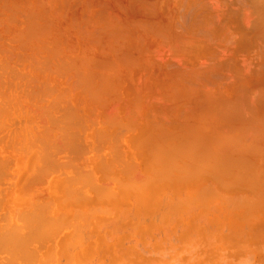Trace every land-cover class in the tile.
Masks as SVG:
<instances>
[{
  "label": "bare ground",
  "instance_id": "1",
  "mask_svg": "<svg viewBox=\"0 0 264 264\" xmlns=\"http://www.w3.org/2000/svg\"><path fill=\"white\" fill-rule=\"evenodd\" d=\"M28 1H26V2H28ZM48 1L51 2V3L48 2L49 5L52 3H56V2H57L56 5H59V1H64L63 3L65 5L70 4V6H68L67 8H71V7L77 8V6L80 5L81 11L83 9H85L82 11L84 13L80 16V19L76 18L77 19L76 21L74 19V21L70 25H73L76 27L78 26V28H81L82 31H80L79 29L77 31L85 33L86 37L88 38V43H89V41H90V43L96 42L99 34H101V33L104 34L103 32H105V29L102 28V30H101V28H100V30H98V31L99 32L101 31V32L99 33L96 31L97 27H103L107 24H109L108 27H110V25H111V28H108V29L105 26L107 29L106 32H108L106 34L107 37L105 38V40L107 41L108 37L109 38L112 37L113 39L111 38V40H109L108 43L104 42V44H107V45L101 47L100 48L101 52L99 51V53L102 54L106 50H109L111 52V50H113L112 49V45H113L112 40L114 42H116L117 47L122 44V46H120V48H119L120 50H121V47L124 46L123 43H121L120 45L118 44L120 42V41L118 42V40L119 39L121 40L123 38V37L121 38L120 36H119L120 38L117 37V35L121 34V33L117 34V32H119L118 30H120L119 27H121V25L118 22L115 24V17L112 15V13H114V12H112L111 8H107L108 5L107 6L104 5L103 7L100 6V3L102 1H98L99 2L98 4L95 3L96 2L95 0H68L69 2L67 0H48ZM107 1L109 4L111 0L110 1L107 0ZM164 1L165 2L161 3V4H166V1H167L168 7L165 6L164 8L165 9L168 8V11H169L170 6H173L171 8L172 11L177 9L176 11L178 13L179 22L175 21L176 17H173L174 19H172V17H170V16L166 17V15H168V14H166L164 16V17H166V19L167 18L169 19V17H170V20L172 19L171 21H175L177 23L176 26H175V23L172 24V26L174 25L175 27H177V28H175V30H174V28L173 29H167L168 27L166 29H162L166 26L164 25V27L162 26V28H161V26H159L160 21L158 22V19L156 17H153V18L150 17L151 19L150 18L146 19L148 17H146V18L144 17V16H148V15L153 16V14H156V13L159 14L158 13L159 9L157 10L156 7L159 6L160 2H163V0H135V3L139 2V4L136 5L137 9H139V13L136 11L135 5H133L134 1H133V4H131V5H130V3H132L131 0L130 1L127 0V2L129 3V4L127 3L128 5L122 4L121 1H119V2L125 8L124 9L121 6L122 12H123V10H126L127 9L126 7L129 5L130 6L128 7L129 8L128 10L132 11V9L135 8L134 9L135 13L130 18H133V17L136 18L137 15H138V17H139V15H143V16H141L142 18H140V17H139V19L137 18L139 21L136 20V21H138L137 22L138 24L136 23V25H138V29L140 31V32H137V33H139L138 37L140 39L144 38L148 34V33L146 34V31H149V32L151 31L150 33H152L154 31L158 37H159V35H160V37H162L161 38L162 42L160 41V43H161V45L165 46L164 48H166V49H164V50H166V52H167L168 51L167 48L169 49V46L168 47L166 46L168 44V41L165 40L166 38L171 40L169 42H172V43H174L173 37L175 38V40L178 39L177 41L181 40L184 43L185 39L183 38V40L182 39L179 40V38L182 37V36L180 37L179 35L183 34L184 36H186L185 33L190 32L191 33V35H190L191 41L189 40L188 42H191L193 46L200 48V50L206 49L205 53L210 51V54H208V56H206L205 53L202 54L204 52V50L202 51V53L199 52L200 54L196 53L198 55V57H200V55L202 56V60L205 58L203 61H201V63L196 65L197 67H195V69L197 71H190V70H193L194 68L188 69L186 67L187 65L186 66L183 65L186 62L182 63L183 62L182 60L185 61V59H181L180 61H182V62L179 61V63H180L179 65H176V63L175 64L173 63L174 65L178 66V67H175L174 70H173L174 66L172 64H170L173 66V67H171L172 71L170 70V72H168V73H165V71H164V73L167 74V75H165L163 73L164 76L169 78V81L167 80L168 78L161 81L165 85H166V83H164V82L165 81L167 82L168 87L166 89V86H165L166 90H168V88L174 84H177L179 87L181 84L184 85L182 83L183 81H185V83L187 82V85L188 84L191 85V83H193V85H194V83H198V85H200L201 88L203 87L202 89L199 88L200 91L198 89H195V86H193V88H191L192 90L194 89L193 93H194V91L198 90V93L201 95L200 101L203 102V105L198 104V102H197L198 105H194V106L191 105V106H193V107H191L188 105L186 106V104L183 103L186 107L184 109H182V107H181L180 108L181 110L179 109L180 112H178V114H177V112H175L177 114V119H179L181 121L182 127L184 124H185V127H187V129L182 128L183 131H185V132H182L180 134V135L183 134V136L185 137V140L183 138L184 141L181 139L178 141V143L176 142L175 145L172 144L174 147L171 145L172 142H169L170 146L168 144V146L166 147L167 150H165L166 148H163V147L160 150H159V148L157 149L156 148L157 145L161 148V144L159 145L158 141H157L158 144L156 142H155V144H152V145L150 142H149L150 144L148 143V145L151 146V148L153 145L156 146L155 148L158 150V151H156V152H158L157 153L158 156H157V158L154 157V159L156 162L159 161V163H158L159 165L161 163V165L159 166L160 168H158V169L157 168H151V167L150 168H151V170L154 169L155 173H153V174H155V177L157 176V179H156L157 181L160 180V176L163 177L165 175L164 178L166 179L167 175H169V174L173 175L174 174L173 171L179 172L180 175H178V174L177 175L179 176L180 181L181 180L183 181L185 179V177L186 178L189 177V175L187 176L188 172H190V177L187 179L188 181L192 177L191 175H197V174H199V172H203L206 174V176L208 175V177L211 178L212 182L217 183V184L221 183V184H218V186L216 184H214L217 187H219V185H222L223 182H225V184L222 185L221 187L224 186V188L229 186V185L227 186V184H229V182H230V185H232V186L234 184L237 186L243 185L242 188L244 190V193H242V194H244L245 197L242 198L244 201V202L243 201L242 202H243L244 208H245V214H246L245 219H246V229H247L246 230V236H245L246 237V242H245L246 244L244 245L246 247V249H245V261L246 262L245 261L244 262H245V264H264V5H263V0H164ZM1 2L2 3H0L1 4L0 9H1V6L4 5L3 7L6 10L5 16H7V18L10 20L9 21L6 17H4L7 20V24L12 21L13 17L14 18L16 17L17 19H20V20H17L15 18V19H13V21H16V20L20 21L23 23V25L18 30L17 29L15 30L13 28L9 29V31L12 29L14 30V31L12 30L13 32L11 31L12 34H11V32H8L9 34L12 35L9 38L7 37L9 39V40L7 39V41H10V42L5 44L4 41H6V40H3V39H6V38L4 37L5 36L4 35L2 38V41L4 42L5 45H0V128L5 127L6 128L5 133L7 130H10V131L13 130L15 132L17 127L20 129L21 132L19 130L18 131L21 133V138H20L18 131H16V133H14L13 135H12V131H11V134L9 131L8 135H12V136L15 135V138L13 139V146L15 147V144H18V142H19L20 145L18 144L19 145L18 148L21 149L22 152L25 151V153H27V151H29L30 148L34 149V151L32 150L34 152L33 157L36 156V158L38 159V162L40 164V166L37 165V166H39V167H37L36 162L32 159L35 162V163H33V164H35L34 172H36L37 170L38 171L40 170V172L38 174L37 173L38 171H37L34 175H32V174L31 175L32 176H35L36 174L39 175L38 179L41 180V178H42V181H41L42 183L44 182L45 176L48 175L45 171H47V172L52 171V173H53L54 172L53 170L56 169L57 167H59L61 169V167H64L65 165H68V164L71 166L73 165V161H70L71 164L69 162H68V164L65 162V161H67L66 160L68 158L67 156H69L71 158L74 156V158H76V160L79 161L78 156L81 157L80 154H83V152L85 151V146H86L82 143V140L80 139V137L82 138L83 134L87 133L92 138V140L94 138L96 145L94 144L93 146H95V147H92L91 149H88V150L86 149V151H88V152L92 151L94 153V155L99 156V158L101 156L103 157V158L102 157L100 158V159H102L101 161L98 158L99 162H101V164L99 166L98 165L97 166L99 169H101L102 175L106 178L104 167H105V169L109 170L112 167H114V165H113V163L112 164L111 163H108V164L104 163V161H103L104 156L101 154V152L104 150V149L102 150L103 145L105 143L111 144L110 148L112 147V149H111L112 151L109 150V152L113 153L114 152L113 148H114L117 150L118 153L115 151V153H113L112 155L114 156V154L115 155L119 154V156H120L121 153H119L120 151L118 150L119 149L118 147L120 146L119 140L121 139V137L123 135L122 130L123 129H125L124 131H128L129 129L133 130L132 127L135 125V122L140 119L139 117L143 116V118H144V115H145L144 113H145V111H147V107L145 109L143 108V107H145V105L143 104V100L140 99V97L136 98L137 96L140 95V94H138V92L139 91L142 92L143 90H141L140 87L137 90L135 88L134 89L132 88L133 91L135 90V92L137 94L133 100V104H135V105H134V107H132V106H130L131 105L130 103L126 104V106L123 108L124 110L122 109L123 112H122V118H121L117 114V110H116L117 107L115 106V103L117 101H119L118 97H117V95L119 96V93L116 94V92H118V91H116L111 86V84H110L111 82L109 83L107 81L108 78L106 75V69H110V68L113 69V67L115 65L114 63L117 64L119 58H117V61L113 60V59L107 57L109 54L106 55V53H105L104 56L100 55V57H98L99 59L95 56L97 60L94 61V57H92L90 55L88 56V54H85L88 57L85 56L83 58V56H80L79 59L78 58L76 59V56L66 55V57H67V61H66L63 59V55L61 56L62 58H60L59 56H55V55H58V53H57V51H59L58 49L60 48V50H61V47L58 44L59 40L56 43V40L53 39L52 41H54L55 43L54 42L51 43V42H47V41L45 42L44 41L45 39L44 40L42 39V34H43L42 30H44V29H41V27L43 25L49 24V22L44 15H43V17H45L46 19L45 18L44 19L47 21H44L43 19H41V18H43L42 14H44L43 11H45V9L41 8V9H39L40 11L34 9L35 6H38L37 5L38 0H32L31 4H30L31 6H29V5L26 6L28 3L25 4V3H20L18 1H13V0H12V2H11V0H9V1L1 0ZM41 2H42V0H39L40 4L39 3L38 4L42 6ZM120 4H117L114 7H116V8L119 7V9H120ZM81 7H82V9H81ZM162 8H163V5H162ZM52 10H53V8H52ZM57 10H60V9H57ZM57 10L55 12H57ZM37 11H39L40 13H38ZM65 11H64V15H65ZM90 11H93V14ZM131 11H129V12L131 13ZM164 11H167V10H164ZM164 11L162 13L163 15L165 14ZM176 11H174V12H176ZM55 12H53V13H55ZM86 12H87V15L89 16V18L87 15H85L87 18H83V17H85L84 14ZM1 13L2 12L0 10V14ZM62 13H61V16H64V15H62ZM2 14H4V13H2ZM39 14H40V16H39ZM176 14H175V16H177ZM91 15L94 17L92 18ZM117 15L118 14H116V16ZM38 17L39 18L41 17L40 20H42L40 22V24L38 23V21H39ZM119 18L118 19L116 18V19L119 21V20H121V18L120 19ZM154 18H156L155 19L156 21H153ZM0 19H1V17H0ZM122 19H123V21L121 20L122 21L121 24H123V26H125V27H122L123 30H124V28L126 29L127 26H128L127 27V29H128L130 24H126V23L124 24L125 20H124V18H122ZM166 19H165V21H163L164 24H166L165 23ZM170 20L167 23L171 22ZM161 21H162V19H161ZM0 22H2L1 24L4 25L3 28L6 29V27H7L6 30L2 29V32H7L8 27H10V26H6L2 20H0ZM20 22H17V23L19 24ZM129 22H130V19H129ZM17 23H16V25H17ZM130 23H132V21ZM1 24H0V26H1ZM40 25H42V26H40ZM65 25H67V24H65ZM90 25L95 26V28H94L95 30H93V31L97 32L98 36L97 35H96V37L94 36V33L92 32L93 27L91 28ZM112 25H113V27H112ZM114 25L119 26L118 29H116L117 32L116 31L114 32V34L115 33L117 34V35L115 34L116 35L115 38L117 37V39H115L114 36L110 37V35H108V34L112 33V31H111L112 29L114 30L115 28H117V27L114 28ZM136 25H133V23H132L131 26H136ZM167 25L169 27H172V26H170V23ZM45 27L46 26H43L42 28H45ZM89 28H91V30ZM57 29L53 33H55L56 31L59 33V31ZM73 29H74V27H73ZM108 30H110V32ZM131 30L133 31V34H134L135 33L134 29L132 28ZM45 31H46V33H49V30H48V32H47V30H45ZM72 31H74V30H72ZM120 31L122 32V29ZM128 31H129V29L126 30L125 33L126 32L128 33ZM143 32H145V33H143ZM183 32H185V33H183ZM58 33H57V35H58ZM125 33L121 34L122 36H124V38L126 37L124 35ZM85 35L84 36L81 35V36L85 37ZM151 35H150L151 38H149V39H152L153 35L152 36ZM90 36H93L92 38L94 39V41ZM154 36H155V34H154ZM239 37L244 39V40H242L243 43H244V41L246 43H244V44L237 43V41L239 40ZM10 38H11V40H10ZM85 38H83V39H85ZM134 38L136 39L135 35H134ZM155 38H156V36H155ZM99 39H100V36H99L98 40ZM140 39H139V43H140ZM153 39H152V41H153ZM64 40L61 39L62 44H64ZM124 40H126V38L123 39L122 42ZM177 41H175V42H177ZM97 42L99 44V41H97ZM158 42H159V40H157V43ZM142 44H144V41ZM155 44H156V42H155ZM73 45H75V44H73ZM157 45H159V43ZM157 45H156V48L161 46V45H159V46H157ZM171 45H173V44H171ZM65 46L66 45L64 44V47ZM116 46L114 44V47H115L114 49L117 51L118 48ZM138 47H140V46H138ZM207 47H208L209 51L207 50ZM66 48H70V47L66 46L65 49ZM102 48H104L106 50H104ZM156 48H155V50L157 51L158 48L157 49ZM175 48L176 47H174V49ZM177 48H176V50H177ZM136 49H135V52L132 51V54H134V53L139 54L140 53V52L139 53L136 52ZM181 49H182L183 53H186V54L190 53V52L188 53V51L185 52L184 47H180V49H179L180 52H181ZM153 50H154V48H153ZM164 50H162V51H164ZM142 51H144V50L142 49ZM250 51L253 53V56H251V57L252 58L254 57L253 58V61L255 60L254 63L251 62V59H250L251 57L248 58L250 55L249 53H251ZM148 52H149V50H148ZM148 52L146 51V55ZM151 52H153V51H151ZM159 52L164 55V52H161V51H159ZM121 53H118V54H121ZM123 53H125V52H123ZM175 53H177V52H175ZM247 53L249 54L248 57L246 55ZM143 54H145V53H143ZM156 54H159V53H156ZM139 55H142V54H139ZM170 55L168 57H170ZM181 55L186 56L185 54H181ZM190 55L191 54L188 55L189 58H190ZM203 55H205L206 57L203 58ZM11 56L15 57L14 61H16L17 59L20 60V64H17L16 67L21 65V64L23 65L22 69H27L26 67H28V68L30 67L29 69H31V70L33 69L32 70L33 73L36 71V75H33L31 72V75L28 74L29 75L28 76L24 70H18V71L16 70V72H15V66H14L15 62L13 63V65L10 63L12 61L9 62ZM125 56L126 57H130V56L133 57V55H130V54L125 55ZM148 56H151V54L148 53ZM148 56H146L147 57L146 60L143 59L144 61L142 59H141L142 61L138 60V59L136 60V57H133L136 64H133V63H135L133 61V59L131 60V61H133L132 64L134 66L137 65L139 67V64H137V62L141 61V63L144 64L145 61L149 60ZM174 56H177V55L174 54V55H172L171 58L173 59ZM69 57L71 58L70 60H72V62L69 60ZM126 57H123V60H125ZM156 57L158 58V55ZM160 57H162V56H159V58ZM177 57H180V55ZM193 57L194 56L192 55V57L190 59H192ZM120 58H121V55H120ZM151 58H153V60ZM151 58L150 59L154 62L153 55ZM164 58H165V56H164ZM180 58H183V57H180ZM73 59L75 61H73ZM130 59L131 58H129V60ZM179 59H176V60L178 61ZM249 59H250V61H249ZM121 60H122V58H121ZM121 60L119 59V62ZM127 61H128V58H127ZM157 61H159V60H157ZM162 61H164V59ZM162 61L160 60V62H157V63L160 64L159 66H161L162 68H165L164 66L168 65L171 60L168 59V61H165V65H163L164 62H162ZM186 61H187V59H186ZM196 61L194 60L195 63H196ZM153 62H151V63H153ZM172 62H174V61H172ZM199 62H200V60H199ZM149 63H150V61H149ZM166 63H168V64H166ZM189 63H190V61H189ZM192 63H193V61H192ZM195 63H193L192 65L195 66ZM120 64L122 65V63H120ZM151 66L149 64L148 68ZM143 67L144 66H142V68ZM145 67H146V65H145ZM152 67H151V70H152ZM188 67L189 68L191 67L190 64ZM29 69H28V71H29ZM136 69H138V68H136ZM144 69L145 68H143L141 70H144ZM166 69H168V68H166ZM90 70L92 72H90ZM147 70L151 71L149 68V69H146L145 72H147ZM127 71H128V68H127ZM159 71H160V69H159ZM145 72H144V74H145ZM148 72L146 74H148ZM152 72L154 74V71H152ZM136 73H138L137 75H139L141 72L138 71ZM142 73H143V71H142ZM146 74L143 76V78H145ZM160 74L161 73L159 72L158 75H160ZM53 75H55V76L57 75L58 78L62 77L61 79L65 80V84H67L66 81L70 78L71 79L70 89L68 88L69 85H67L68 89H65L66 86L64 87V89H59L58 87H56L58 85L56 83L54 84V79L57 81L58 78L57 77L55 78ZM142 75L140 74L138 76V78ZM63 76H65L66 78H64ZM95 76H96V79H95ZM154 76H156V78H157V75H154ZM143 78L141 77L140 79H142V81H143ZM170 79H173L174 82H172L173 80L170 81ZM224 80L226 81V83L229 82L228 80H235L233 82L230 81L231 84L228 83V84H230L231 88H232V86L236 87V88H234L235 91L233 93L231 92L233 90L228 91V93L231 92L230 94H228V93H226V91L224 89H220L223 87V84H225L224 86H226V83L223 82ZM158 82L160 83V81H158ZM170 82H171V84H170ZM179 82H180V84H179ZM189 82H191V83H189ZM141 83L142 82L140 81L139 84H141ZM148 83H149V81H148ZM68 84H69V82H68ZM130 84H131V82H130ZM142 84L144 86L146 83H142ZM146 85H148V84H146ZM187 85L185 87H189ZM198 85H197V87H198ZM135 87H137V86H135ZM145 87H147V86H145ZM172 87L175 88V85ZM215 87L219 90L220 93H217L216 91H214V94H211L210 89L211 88L213 89ZM62 88H63V86H62ZM159 88H160V86L156 89V91L159 90V93H158V91H157V93L154 92V93H156V95L158 94L156 98L161 99V97H162V100L164 98L167 99V97H165V96H167L165 90L161 91V89H159ZM174 88H172V90ZM181 88H177V89H179V91H177V92H180ZM227 88L225 87V89H227ZM76 89H78V90H76ZM182 89H183V91L185 90L184 87ZM191 89L186 88L185 91L190 90L188 92L191 93V91H192ZM74 90L78 91V93H79V91L82 92L83 98L84 97L87 98L86 99L87 102L90 101L93 103V105L88 106V107H84V110H80L76 107V105L79 104V102H76V104L74 103V105L71 106L72 104L69 103V100H70L69 98L71 96H75V94H73ZM150 90H151V87H150ZM113 91H116V92H113ZM160 91H161V93H160ZM163 92L165 93V95ZM177 92H173V93L176 94ZM190 93H188V95ZM115 94H116V96H115ZM159 94L160 95L163 94L164 96H160ZM177 94H179V93H177ZM180 94H181V96L184 94L186 96H188L186 94V92L184 94L180 92ZM148 95L150 97L152 96V99H153V96H155V94L150 95V93ZM169 95H168V97H169ZM172 97H173V95H172ZM67 99H68V101H67ZM79 99L81 100V98H78L77 100H79ZM170 99H172V98H170ZM175 99H176L175 103H177L179 100L177 101V97ZM147 100H149V99H147ZM184 100H186V98ZM65 101H67V103ZM84 101H85V99H84ZM181 101H182V99H180V102ZM82 102H83V100H82ZM68 103L70 105H68ZM124 103L125 102L123 101V106L125 105ZM85 104H86V101H85ZM181 104H179V105H181ZM188 104H190V103L188 102ZM87 105H89V103ZM179 105H178V107H179ZM184 105H183V107H184ZM112 106H113V108H112ZM98 107L101 109V111H98V113H97ZM160 107L163 108L161 111H163L166 108V106H165V108H164V106H160ZM169 107L167 106V109ZM172 107H173V105H172ZM148 110H149V107H148ZM151 110L154 114L152 113L153 114L152 116H151V114L149 116H146L148 118L147 120H150L149 124L151 122L153 124L152 127L149 125L150 129L151 128L153 129V127L158 128V125H159V129L162 126L163 127L162 129L165 130L164 122L169 121V119H168L169 116L166 115L167 110H164V113H162V114H161V111H159L161 115L160 114H158V115H160V116H158V115L156 116L155 114H157V113H155L152 108H151ZM165 111H166V113H165ZM192 111L195 113L197 112V114L199 112L202 115V117L208 122V125H210V127H211L210 135H204L203 133H196L195 134V132H194L195 130H192V128H191L193 123L191 122L192 123L191 126L188 123L189 117L190 116L192 117L195 114V113L193 114ZM99 112H100L101 116H100ZM147 112H149V111H147ZM169 112L174 113V111H171V110ZM149 113H146V115H148ZM169 114H171V113H169ZM10 115L15 116V117L17 115H19L20 118H21V116L26 117V118H28L29 122L26 121V124H25V122H23V120H22V122H23L22 123L21 119H20L19 125L21 127H19L17 125H16L17 127H15V124H14V127H12V125H11L12 123L8 124V122H7L8 119H10V117H8ZM154 115H155L156 119H155V117H153ZM4 118H7V119H5L6 121L4 120ZM13 118L11 117V119H13ZM200 118H201V116H200ZM170 120H171V118H170ZM13 121L15 122V119H13ZM17 122H15V123H17ZM33 122H34V124L29 127V124L33 123ZM99 123H102V124H99ZM186 123L190 126V128H189V126H187ZM22 124L23 125L25 124V125L22 127ZM165 124H167V123H165ZM181 124L179 123L180 127H181ZM102 125L104 127H108V128L111 127L110 129H114L115 131L111 130L110 131L111 134H110L109 132H107L108 130H106L108 128L102 129V127H101ZM192 127L194 128V126H192ZM12 128H14V129H12ZM102 130H106V132L102 131ZM158 131L161 134V137L163 138L162 133H161L162 131L161 132H160V130H158ZM186 131H188L189 134H188V132L186 133ZM5 133L2 134V129H1V133H0L1 136L0 137H2L4 139L5 135H7ZM107 134H110V135H107ZM156 134L157 133H155V135ZM8 135H7L8 139L5 137L8 140V142H6L7 140H5V142L3 143L2 138H0V141L2 140L1 143L3 144L4 147H6V146L9 147V145H8L9 140L12 139L11 138L12 136L9 137ZM23 135L25 137H23ZM146 135H145V137H146ZM165 135H166V132H165ZM173 135H174V133H173ZM156 136L160 137L159 135H156ZM167 137H166V139H168ZM171 137H172V135L169 136V138H171ZM115 138L116 139L118 138L117 142H119V143L116 142ZM175 138L178 139L177 137H175ZM15 139L18 140L16 143H15ZM107 140H108V142H107ZM160 140H161V142L163 141L162 139H160ZM164 140H165V137H164ZM138 142H143V141L141 139V141L138 140ZM145 142H147V141H145ZM114 144L117 148L114 147ZM10 145H12V143ZM91 145L92 144H90V146ZM117 145H119V146H117ZM137 145H138V143H137ZM144 145H146V144H144ZM10 147L13 148L12 146H10ZM196 147H199V148L201 147L199 153L193 151L194 148L196 149ZM15 148L17 149V147H15ZM15 148H14V150H16ZM151 148H148V149L150 150ZM169 148H170V151H168ZM163 149L165 151H162ZM190 150L193 151L192 155H191ZM53 151L55 154L58 153L59 151L64 152V156L66 159L64 158V160H63L64 162L62 164H61L62 161L58 162L57 158H56V160H55V158L53 160V158H52L53 155H51V152H53ZM86 151H85V153H86ZM150 151L153 152V150H150ZM35 152H37V154ZM165 152H166V154H165ZM200 152H201V154H200ZM54 153H52V154H54ZM193 153H194V155H193ZM153 154H154V152H153ZM162 154H164V155L162 156ZM112 155H111V158H112ZM152 155L150 156V158L151 157L153 158ZM159 155L162 157H160ZM181 155L186 158V161L189 159L188 160L189 162L182 161L181 158H179ZM198 155H199V158H198ZM119 156L117 155L116 157L117 158L123 157V156H120V157ZM7 157L5 158L6 161H5V159H4V161L2 159H0V160H2V162H0V166H1L0 168H2V170L0 169L1 170L0 172H3V171L6 172L5 175H8L7 174L8 172L5 171L6 170L5 167H7V163L10 162V161L7 162V160H8ZM114 157L112 159L116 160L117 158H114ZM31 158H32V156H31ZM177 158H178V160L179 159L181 160V163L183 162V164H184V165L182 164L183 166L176 163ZM86 159H87V157H86ZM112 159H109L108 161L110 162V161H112ZM10 160L12 161L11 158H10ZM68 160H70V159H68ZM131 160H132V158H131ZM117 161H116L117 162L116 165L117 164L119 165L120 162H122L123 170L126 167L125 173L123 172L122 168L118 167V169H121L119 171H121L122 174L124 173V176L122 179L119 178L118 175H116L118 178L116 176L112 175V177L113 176L116 177V180L118 179L116 182L117 184L119 183L118 187L119 186L122 187V188H120L122 190L127 189V190H129V192H130V190L131 191L132 190L133 191L140 190L139 189L140 185H142L141 183L144 182V181H142V179H145V178L139 179L138 177H140V175L139 176L136 175L137 170H136V168H134L135 162L132 161V163H133L132 164L131 161H129L131 163V164H129V162L126 161L125 162L126 166L123 167V165H125V163L123 164V161H125V159L121 158L120 162H119V159H117ZM152 161H153V159H152ZM152 161H150V163ZM3 162H6V164H4ZM59 163L62 166H60ZM84 163H83V165H84ZM127 163H128V166H127ZM28 164H30V163H28ZM33 164L31 165V167L33 166ZM105 164L107 167H108V165L111 164L112 167L110 166L111 168L109 167V169H108V168H106ZM69 165L67 167H70ZM75 165H76V163H74V166ZM179 165H180V167H179ZM205 165H206V167H204ZM10 166H12V165H9V167ZM78 166L81 167V165H78ZM78 166L76 167L77 169L80 168ZM86 166H84V167H86ZM150 166H151V164H150ZM201 166H203L204 168ZM48 167L52 168V170H50V168L48 169ZM135 167H136V165H135ZM188 167H190V168H188ZM200 167L202 168V171H201V169L198 170V168H200ZM35 168H37V169H35ZM76 168H74V169L71 168V170H70L71 174H68V175H66L67 173L66 174L62 173V171H60L58 173L57 172L58 169H57V171H55V172H57V174H55V172H54V174L56 176H61V174H64L63 177L61 176L60 178H62V179L64 178L65 180L67 179L66 182L64 180L62 182V183H65L64 184L65 186L63 185V187H62L63 188V195L61 194V196L66 197L67 200H69V198H70L71 201L73 200L71 198H74L75 203H76V201H79V200L80 201L84 200V199L86 200L88 198H86V195L82 193V191H84V188L86 187L85 189L88 188L87 190H91L92 192H94L97 200H100L103 196H104L103 198H105L106 195L108 196L111 193H112L111 197L113 198L115 191H113L112 188H110V187L108 188V186L105 185L106 187L103 189L102 186H101V188H100V186H98L99 183L95 184V181L93 180V176L90 173L92 171L91 169L89 172V170H88L89 168L88 169L86 168L88 171L84 170V172H83L82 171L83 167H81L82 169L80 168V171H82L83 172L82 173V172H78L79 169L77 170ZM187 168H188V170H187ZM72 169H73V171H72ZM75 169H76V171H74ZM116 169H115L114 174H116ZM159 169H161V170L159 171ZM193 170L197 171L198 173L196 172L197 174L196 173L192 174ZM4 172L2 174H3V177L6 181V178H8V177L5 178ZM96 172H98V171H96ZM110 172H112V170ZM25 173H26V171H25ZM150 173L152 174L151 171H150ZM157 173H159L160 176L156 175ZM183 173L185 174V176H182ZM14 175H13V178L15 177ZM43 175H44V177H43ZM144 175L146 176V178L149 176V175L143 174V176ZM177 175H175L176 178H178ZM21 176L23 177L24 175H21ZM32 176H28L27 180L29 177H31V179L29 178L30 179L29 181L34 183V179L32 178ZM108 176H110V175H107V177ZM180 176H182L184 178L181 179ZM200 176H197V177H200ZM202 176H204V174H202ZM112 177H111V180L113 179ZM155 177H153V178H152V176H151V178L149 177L148 181H150V180L152 181V179H153V182H154ZM0 178H2L1 175H0ZM168 178L166 180L171 181V179L174 177L170 176ZM24 179L26 182V177ZM38 179H36V181ZM162 180H163V178H162ZM175 180L177 181V179H175ZM29 181H28V184L30 183ZM36 181L34 184L41 183L39 181H37V182ZM53 181H54V179H53ZM148 181H146L142 186H145V184L148 183ZM172 181H173V179H172ZM176 181H174V183L178 182V181L177 182ZM1 182H2V179H1L0 183ZM226 182H227V184H226ZM33 183H31V185H27V186H23V184H22L23 190H26V192L25 191H22V192L27 194L29 190H31V192L34 191L33 188L30 189V187L32 186ZM62 183H61V186H62ZM207 183H205L203 186H200L201 188L199 187L200 189H198V191L196 189L197 193L195 192L196 194H194V196L197 195L199 192H201L204 195L206 193V195H214V196L217 195V193H218L217 196H219V192L217 190L216 191L213 190L215 187L213 188L212 185L210 186V185H208L209 183L208 184ZM105 184H108V183L105 182ZM109 184H111V183H109ZM170 184H171V182H170ZM8 185L9 184L7 182V186H5V187L6 188L9 187ZM24 185H25V183H24ZM149 186H151V184ZM25 187L28 189H24ZM59 187L60 186H58V188ZM115 187L117 188V186H115ZM3 188H1V190H3ZM107 188H108V190H107ZM224 188H222V189L226 190ZM228 188H230V187H228ZM234 188L236 189V186ZM1 190H0V192H2ZM4 190L6 191V189H4ZM109 190H111V191H109ZM60 191H61V189H60ZM207 191H209V192L207 193ZM212 191H214V193H216V192L217 193L216 194L211 193ZM227 191H228V189H227ZM238 191H239V188H238ZM122 193H123V191H122ZM136 193L138 194L137 191H136ZM201 193H199V194L201 196H203ZM2 194H0V195H2ZM98 194H99V197H101L100 199L97 198ZM199 194H198V196H199ZM20 195H23V194H20ZM92 195L93 194L90 195L91 197L87 196L90 198L89 200H93L92 199L93 197L95 198V196L93 195V197H92ZM126 195H127V193H126ZM236 195L237 194H234V196H236ZM33 196H34V194H33ZM132 196H134V195L132 194ZM194 196H193V198H194ZM41 197L43 198V197H47V196L46 195L45 196L40 195V198ZM111 197L109 198L110 202L112 201ZM114 197L116 198L117 196L114 195ZM120 197H121V195H120ZM195 197H197V196H195ZM36 198H34V200ZM40 198L38 197V199H40ZM48 198H50V197H48ZM52 198L53 197H51V199ZM107 198L108 197H106L105 199H107ZM197 198L199 199L200 197H197ZM0 199H2L1 196H0ZM62 199H63V197H62ZM117 199L118 198H116V200ZM120 199L121 198H119V200ZM198 199H196V200H198ZM42 200H44V199H42ZM42 200L40 199L39 202H41ZM116 200L113 199V202ZM194 200H195V198H194ZM52 201H53V199H52ZM62 201H60V202H62ZM187 201H189V200L187 199ZM187 201H185V202H187ZM32 202H33L32 206H34L35 203H38V200H37V202L35 201V203L33 200H32ZM43 202H45V201H42V204L39 203V204H41V207H40V205L35 204L36 206H34V207H36V208L33 207L30 210L27 209V211L29 210L31 212L25 213L26 215L23 214V217H21L22 216L21 213L23 212L22 211L20 213L21 216L18 215L20 219L22 218L20 221L21 222L20 225L17 224L14 226V224L11 223V224H13V226H12V225H9L10 223L6 224L4 221H2V224L5 223L3 225V229H2V226L0 224L1 229L5 235L2 237L3 234L0 233L1 234V236H0L1 237L0 238V247L2 248V252H4L5 256H6V254H8L7 256H9V254H10V256L12 255L9 258L7 257L8 258V260H7L8 262H6L7 264H12V263L14 264L16 262H17L16 264H39L41 259L39 261H37L38 255L40 254V253L38 254L37 251H38V248H40V245H41V247H43V245H45L44 243H46L48 238H49L48 241L49 240L51 241L53 239L49 236L51 234H54L52 232L56 233L58 231V228H62V227H59L60 224L62 226L67 227V225H65V224L69 223V222H67V220L70 219L69 213L71 212L69 210L70 207L68 206L69 203L66 202L67 206H68L67 212L69 211L68 212L69 215L68 214L65 215V217L68 218L67 220L65 219V222H66L65 223V222H62V220H61V217L64 216L63 214H59L57 216V214H58L57 213L55 215V217H53L50 214L51 216L48 215V216H50L49 217L50 219L45 217L46 212L49 213L50 210H48L49 209L48 199H47L46 203H43ZM171 202H172V200L169 202L171 207H172L174 204H171ZM185 202H184V204H187V203L190 204L191 203V202L190 203L189 202L185 203ZM139 203H142V202H139ZM46 204H48V205H46ZM76 204L80 205L81 203L79 202ZM176 204H177V202H176ZM179 204H180V202H179ZM234 204H236V202ZM82 205H83V203H82ZM111 205H112V203H111ZM170 205L168 206V208L170 207ZM30 206H31V204H30ZM45 206H47V208ZM64 206H62L63 209L65 208ZM94 206H96V205H94ZM50 207H51V204H50ZM80 207H82V206H80ZM89 207H91L93 209V206H90V205L87 207V209H86V207H84L85 208L84 215H86V213H89L88 209L90 211H95L94 209L92 210ZM113 207H114V204H113ZM27 208H30V207H27ZM77 208L78 209H74V210L75 211L78 210V212H79L80 211L79 207H77ZM21 210H23V209L21 208ZM21 210H19V212ZM169 211H171V209ZM25 212H26V210H25ZM58 212H60V211H58ZM16 213H17V211H16ZM62 213H65V212H62ZM76 213L77 212L72 214L73 215V217H71L72 221H73V219L83 218V217H81L83 215L82 212H80L79 214H76ZM61 215H63V216H61ZM16 216H17V214H16ZM59 216H61V217H59ZM76 216H78V217H76ZM163 217H165V216H162V218ZM4 218H5V216H4ZM82 220H84V219H82ZM86 220H88V218H86ZM74 221L76 222V224L79 223V222H77V220H74ZM74 221L72 224L75 223ZM6 222H7V220H6ZM62 223H65V224L63 225ZM102 223H103V221H102ZM72 224H69V225L72 226ZM85 225H87V223ZM75 226L78 227V225H75ZM79 226H80V224H79ZM4 227H6V228H4ZM56 227H57V229H56ZM21 228H22V231L20 230ZM69 228H71V227H69ZM72 228H73V226H72ZM79 228H82V226H80ZM5 229H7V232H5L6 231ZM19 230L21 231V233H19ZM50 231H51V234L49 233ZM74 231L77 232V229ZM23 232H25V233H23ZM76 232L74 233V235L75 234L78 235ZM58 233H59V231H58ZM82 235L83 234H80L81 240L83 239ZM74 237H72V239ZM211 240H212V238H211ZM65 241L63 242L64 244H65ZM50 243H52V241ZM71 243L72 242L66 243V246L70 245L69 249H67V250H70L71 246L73 245V244L71 245ZM65 250H66V248H65ZM55 251H57V249ZM52 252L50 253V255L52 254ZM42 253H43V251H42ZM50 255H48V256H50ZM156 255H158V254H156ZM14 256H15V258L16 257L17 258L15 259ZM48 256H47V259H48ZM52 256L53 255H51L50 257L53 259L54 256L53 257ZM1 257L3 258V255ZM7 258L6 257L3 258L4 261ZM170 259H171V257H170ZM9 261H11V262H9ZM42 261H43V258H42L40 263L44 264V263H42ZM45 262H48V260ZM239 262H241V261H239ZM172 263H174V261ZM165 264H167V263L165 262ZM169 264H171V263H169ZM222 264H224V263L222 262Z\"/></svg>",
  "mask_w": 264,
  "mask_h": 264
},
{
  "label": "rangeland",
  "instance_id": "2",
  "mask_svg": "<svg viewBox=\"0 0 264 264\" xmlns=\"http://www.w3.org/2000/svg\"><path fill=\"white\" fill-rule=\"evenodd\" d=\"M4 1V0H3ZM5 1H9V0H5ZM13 1H18V2H20V3H28L26 6H31L30 4H31V1L32 0H26V1H28V2H26L25 0H13ZM22 1V2H21ZM68 1V0H67ZM96 2L95 3H99L98 1H102L101 3H100V6L101 7H103L104 5L105 6H107L108 5V7L107 8H111V10H112V12H114V13H112V15L115 17V24L118 22L120 25H121V27H119L118 25H114V28L115 27H117V28H115L114 30L112 29L111 31H112V33L111 34H108V35H110V37L111 36H114V38H115V36L118 34V33H121V34H123V33H125V31L126 30H128L129 29V31H128V33L126 32L124 35L126 36L125 38H126V40H124L123 42H122V40L123 39H125L124 38V36H122L121 34H119V35H117V37H123L121 40L119 39L118 40V44L120 45L121 43H123V47H121V50L119 49L120 48V46H122V44L120 45V46H116V42H114L113 40H112V42H113V45H112V49L113 50H111V52L109 51V50H106V49H104V48H102V49H104V50H106V51H104L102 54L101 53H99V51H100V48L101 47H103V46H106L107 44H104V42H107L108 43V41L109 40H111V38H109L108 37V39H107V41L105 40V38L107 37V33L108 32H106V30L108 29V28H111V25H110V27H108L109 26V24H107V25H105L106 27H107V29H106V27L105 26H103V27H97V29H96V31L97 32H99L98 30H100V28H101V30H102V28L103 29H105V32H103L104 34H99V36H100V39L98 40V38H99V36H98V34H97V32H94L93 30H95L94 28H95V26H93V25H90L91 26V28L93 27V29H92V32L94 33V36L96 37V35L98 36L97 37V41H99V44H98V42L96 41V42H91L90 43V41H89V43H88V38L86 37V35H85V33H82V32H79V31H77L78 29L80 30V31H82L81 30V28H78V26L76 27V26H73V25H70L73 21H74V19H75V21L77 20V19H80V16L84 13V12H82L83 10H85V9H83L82 11L80 10V5H78L77 6V8H73V7H71V8H67L68 6H70V4L69 5H65L63 2L64 1H59V5H56L57 4V2L56 3H52V4H50L49 5V3H51L50 1H48V0H42V2H41V4H42V6L41 5H39L40 3H39V0H38V2H37V5L38 6H35L34 7V9H36V10H39V9H41V8H43V9H45V11H43V13L44 14H42V17H43V15L47 18V20H48V22H49V24H47V25H43V26H46L45 28H42L43 26L42 25H40V26H42L41 27V29H44V30H42L43 31V34H42V39L46 42H54V41H52L53 39L54 40H56V43H57V41L59 40V42H58V44H59V46L61 47V50H60V48L58 49L59 51H57V53H58V55H55V56H59L60 58H62L61 56L63 55V59L64 60H66L67 61V57H66V55H70V56H76V59L78 58H80V56H83V58L85 57V56H87V55H85V54H88V56L90 55V56H92V57H94V61H96L97 59H96V57L98 58V57H100V55H105V53H106V55H108L107 57H109V58H111V59H113V60H116L117 61V58H119L120 60H121V58H122V62L120 61L119 62V59H118V63L116 64V63H114L115 65H114V67H113V69H106V75H107V81L111 84V86L116 90V91H118V92H116V91H113V92H116V94H118L119 93V96L117 95V97H118V100L119 101H117L116 103H115V106L117 107L116 108V110H117V114L122 118V112H123V108L126 106V104H128V103H130L129 105L130 106H132V107H134V105L135 104H133V100H134V98L136 97V92H135V90L133 91V89L135 88L136 90L140 87V89L141 90H143L142 92L141 91H139L138 92V94H140L139 96H137L136 98H138V97H140V99H142L143 100V104L145 105V107H143L144 109L147 107V111H151L150 113L149 112H147V111H145V115H144V118H143V116L142 117H139L140 119L138 120V121H136L135 122V127L133 126L132 127V129L133 130H131V129H129L128 131H124L125 129H123L122 131V133H123V135H122V137H121V139L119 140V142H117L118 141V138L116 139V142L117 143H119L120 144V146L119 145H117V146H119L118 148V150L120 151L119 153H121L120 154V156H123V157H120L119 156V154H117L120 158H117L116 156L117 155H115L114 154V156L112 155L113 153H115V151L117 152V150L116 149H114L113 148V150H114V152L112 153V152H109V150H111L112 149V147L110 148V145L111 144H107V143H105L104 145H103V148H102V152H101V154L104 156V159H103V161H104V163H106V164H108V163H113V165H114V167H112V165L110 164V165H108V167L106 166V164H105V166H106V168H108L109 169V167L111 168V169H109V170H107V169H105V167H104V171H105V174H106V178L102 175V171H101V169H99L98 168V166L101 164V162H99V159L102 157H100L99 158V156H95L94 155V153L92 152V151H90V152H88V151H86V149L88 150V149H91L92 147H95V146H93L94 144L96 145V142L94 141V138H93V140H92V138L87 134V133H85V134H83V136H82V138L80 137V139L82 140V143L84 144V145H86L85 146V151H86V153H85V151L83 152V154H80L81 155V157L80 156H78L79 157V161H77L76 160V158H74V156L71 158V157H69V156H67L68 158L66 159L65 158V156H64V152H58V153H54V151L53 152H51V155H53V160H54V158H55V160H56V158H57V161L58 162H61V164L64 162L63 160H64V158L67 160V161H65L67 164H68V162L70 163V161H73V167L71 166V165H69L71 168H76L78 165H81V167H83V169L80 167V166H78V167H80L81 169H82V171L84 172V170H86V171H88L89 170V172H90V169L92 170L90 173H91V175L93 176V180L95 181V184L96 183H99L98 184V186H100V188H101V186H102V188L104 189L106 186H108V188L110 187V188H112V190L113 191H115V196H117L116 198H118L117 200H116V198L114 197V195H113V198L111 197V194L110 195H106L105 196V198L106 197H108L107 199H105V198H101V197H99V194L97 195V198L98 199H100V200H97L96 199V195L94 194V192H92L91 190H87V189H85L84 188V191H82V193L83 194H85L86 195V198H88V199H84V200H79V201H76V203H81L80 205H78V204H76L75 203V200H74V198H71V199H73L72 201L70 200V198H69V200H67V198L66 197H64V196H61V194L63 195V185L65 184V183H62L63 182V180L66 182V180L63 178H60L61 176L63 177V175L64 174H66V175H68V174H71L70 173V170H71V168L70 167H67L68 165H65L64 167H61V169L59 168V167H57L56 169H54L53 171L55 172V171H57V169H58V173L60 172V171H62V173H64V174H61V176H56L55 174H57V172H55V174H54V172L52 173V171L50 172V171H45L48 175H46L45 176V178H44V182L42 183L41 181H42V178H41V180L40 179H38V177H39V175H35V176H32V175H34L36 172H34V166H35V164H33V163H35L36 162V166L37 165H39L40 166V164H39V162H38V159L36 158V156L35 157H33L34 156V149H29V151H27V153H25V151L24 152H22L21 151V149H19L18 147H19V142H18V144H15V147H17V149L13 146V139L15 138V135L14 136H12L14 133H16V131H20V129L17 127V126H19V127H21L19 124H20V122H19V120L21 119V122H22V120H23V122H25V124H26V121L27 122H29V120H28V118H26V117H22L21 116V118H20V116L19 115H17L16 117L15 116H8V117H10V119H11V117L13 118V119H15V122H17V123H15L14 121H13V119H8V124L9 123H12L11 125H12V127H14V124H15V127H17V129H16V131L14 132L13 130H11L12 131V135H8L9 133V131L10 130H7L6 131V133H5V130H6V128L4 127H2V128H0V133H1V129H2V134H7L9 137L10 136H12L11 138V140H9V143H8V145H9V147L10 146H12L13 148H9V147H4L3 146V144L1 143V141L3 140V143L5 142V140H7L8 139V137H7V135H5V137L7 138H5L4 137V139L2 138V137H0V138H2V140L0 141V159H2L3 161H4V159L7 157V162H9V163H7V167H5V171H7L8 173V175H5V173L6 172H4V176H5V178L6 177H8V178H6V181H5V179H4V177H3V172H0V175H1V177L2 178H0V181H1V179H2V182L0 183V187L1 188H3V190H1V188H0V190L2 191V192H0V194H2V195H0L1 197H2V199H0V224H1V226H2V229H3V225L6 223H10L9 225H12L13 226V224H14V226L15 225H20L21 224V219L19 218V216H21V214H22V216L21 217H23V214L24 215H26L25 213H27V212H31V211H29L30 209H32L34 206H36V205H40V207H41V204H42V201H45V202H43V203H46L47 202V199H48V204H49V209L48 210H50L49 211V213L48 212H46V214H45V217H47V218H49L51 215L53 216V217H55V215L57 214V216L59 215V214H63V215H61V216H63V217H61V216H59V217H61V220H62V222H65V219L67 220L68 218H66L65 217V215H67L68 214V212H67V209H68V206L70 207L69 208V210L71 211L69 214H70V216H69V220H67V222H69V223H67V224H65V223H62L63 225L65 224V225H67V227L66 226H62L61 224H60V226L59 227H62V228H58V231H59V233H58V231L55 233V232H52V233H54V234H51V231L49 232L51 235L49 236V237H51V238H53L51 241H52V243H50L49 241H48V239H47V241H46V243H44L45 245H43V247H41V245H40V248H38V251H37V253L39 254L38 255V259H37V261H39L40 259L42 260V258H43V261H42V263H44V264H165V262L167 263V264H169V263H171V264H222V262L224 263V264H245V249H246V247L244 246L246 243V214H245V208H244V204H243V197H245L244 196V194H242V193H244V190H243V188H242V186H237V185H230V182H229V184H227V182H226V184H227V186L228 187H230V188H228V187H226V188H224V186L223 187H221L222 185H224L225 184V182H223V184L222 185H219V187H217L218 186V184H221V183H214V182H212V180H211V178H209L208 177V175L206 176V174L205 173H203V172H199V174H197L198 172V170H200L201 169V171H202V168L201 167H203V166H201L200 168H198V170L197 171H195V170H193L192 171V174L194 173H196L197 175H191L192 177L189 179V181L187 180L189 177H190V172H188L187 173V176L189 175V177H185V181L183 180H179V176L178 175H180L179 174V172H177V171H173V175H171V174H169V175H167L166 176V179L168 178V177H174L175 179H177V181L174 179V178H172L173 179V181H172V179H171V181H167L165 178H164V176L163 177H161L160 176V174L159 173H157L156 175H158V176H160V180H156L157 179V176L155 177V174H153V173H155V171H154V169H152L151 170V168H160L159 166L161 165V163H160V165L158 164L159 163V161H155V159H154V157L155 158H157V156H158V152H156V151H158L157 149L159 148V150L160 149H162V147L163 148H166L167 146H168V144H169V142H172L171 143V145L172 144H174L175 145V143L177 142L178 143V141L179 140H183V138H184V140H185V137L183 136V134L182 135H180L182 132H185V131H183V129L184 128H186L187 129V127H185V124L183 125V127H182V124H181V121L179 120V119H177V114H178V112H180V108L182 107V109H184L187 105L188 106H191V105H198V104H201V105H203V102L202 101H200V98H201V95L198 93V90H199V88H201V86L200 85H198V83H194V85H193V83H191V82H189V83H191V85H187V82L185 83V81H181L184 85H180V87L177 85V84H174L175 85V88L174 87H172V86H174V85H172V86H170L169 88H168V90H166L167 89V82L165 81L164 83H166V85L165 84H163V82H161L162 80H165V79H167L168 77H166V76H164V74L165 73H168V72H170V70L172 71V69H171V67H173V70L175 69V67H178V66H176V65H179L180 63H179V61L181 60V59H185V61L184 60H182V61H180V62H182V63H185V64H183V65H187L186 67L188 68V69H193V70H190V71H197L196 69H195V67H197L196 65H198L199 63H201V61H203L205 58L204 57H206V56H208V54H210V51L208 50V47H207V50L209 51V52H207V53H205V50L204 49H201L200 50V48H197V47H195V46H193L192 45V43L191 42H188L190 39H191V33L190 32H187V33H185V32H183V33H185V35L186 36H184L183 34H180L179 36L181 37V38H179V40L180 39H182L183 40V38L185 39V41H184V43H183V41H177L178 39H176L175 40V38L173 37V39H174V43H172V42H169V41H171V40H169V39H165V40H167L168 41V44L166 45L167 47L169 46V49L167 48V52H166V50H164V49H166V48H164L165 46H163V45H161V43H160V41H161V38L162 37H160V35H159V37L156 35V33L153 31L152 33H150L149 31H146V36L144 37V38H139L138 37V34L139 33H137V32H140L139 31V29H138V25H136V23L139 21L138 19H139V17L140 18H142L141 16H143V15H139V17H138V15H137V17L135 18V17H133V18H130V17H132V15H134V13H135V8H136V11L139 13V9H137V7H136V5H138L139 4V2L136 4L135 3V0H131L132 1V3H130V5L131 4H133V1H134V4L133 5H135V8H133L132 9V11L131 10H128L129 8V6H127L126 8V10H123V12H122V9H121V6H122V8H124V6L122 5V4H125V5H128L129 3L127 2V0L125 1V0H109L110 1V3L108 4V1L106 0H95ZM105 1V2H104ZM117 1V2H116ZM119 1H121V3L122 4H120V2ZM128 1H130V0H128ZM11 2H12V0H11ZM49 2V3H48ZM62 2V3H61ZM69 2V1H68ZM115 4H114V3ZM165 1L163 0V2H160V4H159V6H157L156 8H157V10L159 11L158 13L159 14H153V16H151V15H148V16H144L145 18L146 17H148V18H146V19H149L150 17H156L157 19H158V22L160 21V23H159V26H161V28H162V26L164 27V25L166 26V27H164V28H162V29H166L167 27V29H173L174 28V30H175V28H177V27H175L176 25H177V23L175 22V21H177V22H179V18H178V13H177V9H175V10H173L172 11V7L173 6H170L169 7V11H168V8L167 9H165L164 7L166 6V7H168V5H167V1H166V4H161V3H164ZM0 3H2L1 2V0H0ZM5 3V2H4ZM7 3V2H6ZM39 3V4H38ZM45 3V4H44ZM106 3V4H105ZM128 3V4H127ZM24 4V5H25ZM117 4H120V9H119V7H114V6H116ZM1 5V4H0ZM7 5V4H6ZM33 5V4H32ZM111 5V6H110ZM132 5V6H133ZM162 5H163V8H162ZM263 5H264V0H263ZM4 6V5H3ZM3 6H1V12L2 13H4V14H0V17H1V19L0 20H2L3 21V23L6 25V26H10V27H8V31L7 32H2V29L4 30L5 28H3L4 27V25L3 24H1L2 22H0V24H1V26H0V45H5V44H7L8 42H10V41H7V39L10 37V36H12L11 34H12V32L14 31L13 29H20L21 27H22V25H23V23L22 22H20V21H17V20H20V19H17L16 17V21H13V19H15L14 17H13V19H12V21L11 22H9L10 20L7 18V16H5V14H6V10H5V8L3 7ZM58 8H57V7ZM65 6V7H64ZM99 6V7H100ZM110 6V7H109ZM4 9H3V8ZM37 7V8H36ZM55 7V8H54ZM65 9H64V8ZM7 8V7H6ZM52 8H53V10H52ZM131 8V7H130ZM42 9V10H43ZM57 9H60V10H57V12H55ZM64 9V10H63ZM67 9V10H66ZM81 9H82V7H81ZM125 9V8H124ZM154 9V8H153ZM174 9V8H173ZM41 10V11H42ZM67 12H66V11ZM118 10V11H117ZM164 10H167V11H164ZM171 10V11H170ZM5 11V12H4ZM40 11V10H39ZM39 11H37L38 13H40ZM64 11H65V15H64ZM116 11V12H115ZM129 11H131V13L129 12ZM163 11H164V15L162 14L163 13ZM174 11H176V12H174ZM52 12V13H51ZM53 12H55V13H53ZM63 12V13H62ZM92 14H93V11H90ZM61 13H62V15H64V16H61ZM141 13V12H140ZM173 13V14H172ZM177 13V14H176ZM116 14H118L117 16H116ZM137 14V13H136ZM161 14V15H160ZM166 14H168V15H166ZM170 14V15H169ZM175 14L177 15V16H175ZM85 15H87V12L84 14V16ZM130 15V16H129ZM160 15V16H159ZM166 15V17H168V16H170V17H172V19H174L173 17H176L175 18V21H171L170 20V17H169V19L167 18L166 19V17H164ZM172 15V16H171ZM39 16H40V14H39ZM71 16V17H70ZM88 16V15H87ZM92 16V15H91ZM121 18V20L123 21V19L122 18H124V20L126 21H124V24L126 23V24H130L129 25V28L127 29V27H126V29L124 28V30H123V28L122 27H125V26H123V24H121L122 23V21L121 20H117L119 17ZM4 17H6L9 21V23L7 24V20H6V18H4ZM45 17H43V18H41V19H43L44 21H47V20H45L46 18ZM73 17V18H72ZM75 17V18H74ZM94 16H92V18H93ZM143 17V18H144ZM39 18V17H38ZM40 18H39V21H38V23L40 24V22L42 21V20H40ZM45 18V19H44ZM64 18V19H63ZM77 18V19H76ZM83 18H87L86 16L85 17H83ZM88 18H89V16H88ZM117 18V19H116ZM119 18V19H120ZM138 18V19H137ZM156 18H154L153 19V21H156L155 19ZM73 19V20H72ZM82 19V18H81ZM127 19V20H126ZM129 19H130V22L132 21V23H133V25H136V26H131L132 25V23H130L129 22ZM151 19V18H150ZM160 19V20H159ZM161 19H162V21H161ZM165 19H166V24H164L163 23V21H165ZM38 20V19H37ZM136 20H138V21H136ZM171 21V22H169L170 23V26H172V24H174L175 23V26L173 27H169L167 24H169V23H167L168 21ZM22 21V20H21ZM71 21V22H70ZM128 21V22H127ZM17 22H20L19 24L17 23V25H16V23ZM135 22V23H134ZM22 23V24H21ZM43 23V22H42ZM41 23V24H42ZM162 23V24H161ZM65 24H67V25H65ZM74 24V23H73ZM138 24V23H137ZM71 27H70V26ZM75 25V24H74ZM16 26V27H15ZM39 26V27H40ZM89 26V27H90ZM60 27V28H59ZM73 27H74V29H73ZM105 27V28H104ZM112 27H113V25H112ZM118 27L120 28V30L122 29V32L120 31V30H118L119 32H117L116 31V29H118ZM11 28H13L12 30H10L9 31V29H11ZM58 28V29H57ZM77 28V29H76ZM91 28H89L90 30H91ZM134 29V34H133V31L131 30V29ZM6 29H7V27H6ZM5 29V30H6ZM58 30L59 31V33L56 31L55 33H53L55 30ZM61 29V30H60ZM83 29V28H82ZM45 30H47V32H48V30H49V33H46V31ZM72 30H74V31H72ZM77 32H76V31ZM12 31V32H11ZM109 32H110V30H108ZM117 32V34L115 35L114 34V32ZM163 31V30H162ZM8 32H11V34H9ZM76 32V33H75ZM79 32V33H78ZM101 32V31H100ZM99 32V33H100ZM6 33V34H5ZM57 33H58V35H57ZM78 33V34H77ZM137 33V34H136ZM143 33H145V32H143ZM50 34V35H49ZM56 34V35H55ZM60 34V35H59ZM127 34V35H126ZM153 36H152V35ZM154 34H155V36H156V38H155V36H154ZM5 35V36H4ZM81 35H85V37L87 38H85V37H83V36H81ZM134 35L136 36V39L134 38ZM150 35L152 36V39H153V41H152V39H149V38H151L150 37ZM3 36L6 38V39H3V40H6V41H4L5 42V44H4V42L2 41V38H3ZM104 36V37H103ZM184 36V37H183ZM190 36V37H189ZM8 37V38H7ZM54 37V38H53ZM81 37V38H80ZM91 38L93 37V36H90ZM117 37L115 38V39H117ZM119 37V38H120ZM186 37V38H185ZM12 38V37H11ZM11 38H10V40H11ZM50 38V39H49ZM83 38H85V39H83ZM61 39H65L64 40V44L66 45V46H68V47H70V48H66L65 49V47H64V44H62V41H61ZM90 39V38H89ZM93 39V38H92ZM113 39V38H112ZM139 39H140V43H139ZM144 39V40H143ZM159 40V45H161V46H159V45H157L158 43H157V40ZM9 40V39H8ZM91 40V39H90ZM105 40V41H104ZM138 40V41H137ZM242 40H244V39H242V38H240L239 37V40L237 41V43H241V44H244V43H246L245 41H244V43H243V41ZM84 41V42H83ZM93 41H94V39H93ZM136 41V42H135ZM143 41H144V44H142L143 43ZM156 42V44H155V42ZM166 41V42H167ZM175 41H177V42H175ZM191 41V40H190ZM82 42V43H81ZM162 42V41H161ZM180 42V43H179ZM55 43V42H54ZM97 43V44H96ZM104 45H103V44ZM164 43V42H163ZM191 43V44H190ZM71 44V45H70ZM73 44H75V45H73ZM114 44H115V46L118 48V50L116 51L114 48ZM166 44V43H165ZM171 44H173V45H171ZM183 46H182V45ZM190 44V45H189ZM155 45V46H154ZM156 45L157 46H159V47H157L158 48V52L155 50V48H156ZM58 46V45H57ZM100 46V47H99ZM138 46H140V47H138ZM163 47V48H162ZM174 47H178L177 48V50H176V48L174 49ZM180 47H184V50H185V52H187L188 51V53L189 54H191L190 55V58L192 57V55L194 56L192 59H190L189 58V54H186V53H183L182 52V49H181V52H180ZM64 48V49H63ZM116 48V49H117ZM137 48V49H136ZM141 50H140V49ZM153 48H154V50H153ZM156 48V49H157ZM173 48V49H172ZM205 48V47H204ZM135 49H136V52H140L139 54H142V55H139V54H132V51L133 52H135ZM142 49L144 50V51H142ZM70 50V51H69ZM148 50H149V52H148ZM153 51V52H151V51ZM162 50H164V51H162ZM183 50V51H184ZM200 50V51H199ZM204 50V52L202 53V51ZM119 51V52H118ZM122 53H121V52ZM142 51V52H141ZM146 51L149 53V54H151V56H148V53H147V55H146ZM159 51H161V52H164V55L162 54V53H160ZM171 51V52H170ZM85 52V53H84ZM101 52V51H100ZM123 52H125V53H123ZM155 52V53H154ZM166 52V53H165ZM175 52H177V53H175ZM193 52V53H192ZM202 53V54H204L205 53V55H203V60H202V56L200 55V57H198V53ZM251 52V51H250ZM118 53H121V54H118ZM143 53H145V54H143ZM154 53V54H153ZM156 53H159V54H156ZM185 54L186 56H182L181 54ZM197 53V54H196ZM199 53V54H200ZM119 56H117V55ZM125 54V55H133V57H136V60L138 59V60H146V56H148L149 57V60H147V61H145L144 62V64L146 65V67H145V65L143 64V63H141V61H138L137 62V64H139V67L137 66V65H133V64H136V62H135V60H134V58L132 57V56H130V57H126L125 55L123 56V55ZM162 54V55H161ZM171 54V55H170ZM177 55V56H179L180 55V57H183V58H180V57H177V56H174L173 57V59L171 58L172 57V55ZM250 54V55H249ZM247 53L246 55H247V57H248V55H249V57L248 58H250L251 56H253V53L251 52V53ZM252 54V55H251ZM94 55V56H93ZM117 57H116V56ZM120 55H121V58H120ZM152 55H153V57H154V62L152 61L153 60V58H151L152 57ZM158 55V58H159V56H162V57H160L159 59L156 57ZM170 55V57H168ZM87 56V57H88ZM96 56V57H95ZM116 58H115V57ZM164 56H165V58H164ZM198 58H197V57ZM102 57V56H101ZM123 57H126L125 58V60H123ZM156 57V58H155ZM186 57V58H185ZM73 58V57H72ZM127 58H128V61H127ZM129 58H131L130 60H129ZM152 60H151V59ZM180 58V59H179ZM254 58V57H253ZM253 58L251 57L250 59H251V62H253L254 63V61H253ZM17 59V58H16ZM71 58L69 57V60H70ZM99 59V58H98ZM133 59V61L135 62V63H133V61H131ZM164 59V61H162ZM168 59L169 60H171L170 62H169V64L168 63H166V64H168V65H165V61H168ZM176 59H179L178 61L176 60ZM186 59H187V61H186ZM250 59H249V61H250ZM15 60V57L14 56H11V58H10V60H9V62L10 61H12V62H10L12 65H13V63H14V66H15V72H16V70L18 71V70H24L26 73H27V75L28 74H30L31 75V72H32V74L33 75H36V71L33 73V69L31 70V69H29L28 67H26L27 69H22L23 68V65L21 64V65H19V66H17L16 67V65L17 64H20V60H16V61H14ZM68 60V61H69ZM143 60V61H144ZM157 60H159V61H157ZM160 60L162 61V62H164V64L163 65H165L164 67L165 68H162L161 66H159L160 64H158L157 62H160ZM194 60L196 61V63L194 62ZM199 60H200V62H199ZM71 62H72V60H70ZM73 61H75L74 59H73ZM125 61V62H124ZM127 61V62H126ZM149 61H150V63H149ZM156 61V62H155ZM172 61H174V62H172ZM189 61H190V63H189ZM192 61H193V63H195V66L194 65H192L193 63H192ZM151 62H153V63H151ZM172 62V63H171ZM250 62V63H251ZM120 63H122V65L120 64ZM133 63V64H132ZM148 63V64H147ZM158 65H157V64ZM176 63V65H174V64ZM178 63V64H177ZM127 64V65H126ZM143 64V65H142ZM149 64H150V66L152 67V70H151V67H149L150 68V70L151 71H149V70H147V72H148V74H146L147 72H145L146 71V69H149L148 68V66H149ZM170 64H172V65H170ZM189 64H190V68L188 67L189 66ZM252 64V63H251ZM126 65V66H125ZM130 65V66H129ZM162 65V64H161ZM162 65V66H163ZM170 65V66H169ZM125 66V67H124ZM142 66H144L143 68H145L144 70H141V69H143L142 68ZM159 66V67H158ZM128 68V71H127V68ZM136 68H138V69H136ZM141 68V69H140ZM166 68H168V69H166ZM28 69H29V71H28ZM157 69V70H156ZM159 69H160V71H159ZM167 70V71H166ZM138 71H140L141 73V75L142 76H140L139 78H138V76L140 75H137L138 73H136V72H138ZM142 71H143V73H142ZM152 71H154V74H153V72ZM164 71H165V73H164ZM90 72H92L91 70H90ZM144 72H145V74H146V76H145V78H143V76L145 75L144 74ZM152 72V73H151ZM159 72L165 77H163L161 74L160 75H158L159 74ZM151 73V74H150ZM156 73V74H155ZM164 73V74H163ZM148 75V76H147ZM154 75H157V78H156V76H154ZM165 75H167V74H165ZM29 76V75H28ZM55 78L57 77V75L55 76V75H53ZM52 76V77H53ZM61 76V75H60ZM153 76V77H152ZM162 76V77H161ZM64 78H66L65 76H63ZM143 78V81H142V79H140V78ZM161 77V78H160ZM58 78V77H57ZM62 78V77H61ZM61 78H58L57 79V81L54 79V84L56 83L58 86H56V87H58L59 89H64V87H65V89H70V87H71V85H70V82H71V79L69 78L67 81H66V83L67 84H65V80H63V79H61ZM155 80H154V79ZM159 78V79H158ZM164 78V79H163ZM95 79H96V76H95ZM118 79V80H117ZM158 79V80H157ZM240 79V78H239ZM139 80V81H138ZM153 80V81H152ZM168 81H169V78L167 79ZM171 80H173V79H170V81ZM140 81L142 82V83H146V84H148V85H144L143 86V84L141 85V84H139L140 83ZM148 81H149V83H148ZM158 81H160V83L158 82ZM229 82H227L226 83V81L224 80L223 82H225L226 83V86H224L225 84H223V87L222 88H220V89H224L225 91H226V93H228V91H231V90H233V91H231L232 93L235 91L234 90V88H236V87H233L232 86V88L230 87V81H235V80H228ZM68 82H69V84H68ZM130 82H131V84H130ZM136 82V83H135ZM172 82H174V80L172 81ZM139 85H138V84ZM158 83V84H157ZM228 83H230V84H228ZM170 84H171V82H170ZM179 84H180V82H179ZM228 84V85H227ZM67 85H69V87L67 88ZM137 86V87H135V86ZM177 85V86H176ZM189 86V87H185V86ZM197 85H198V87H197ZM62 86H63V88H62ZM145 86H147V87H145ZM160 86V88L159 89H161V91L163 90H165V92H166V94H167V96H165V97H167V99L166 98H164L163 100H162V97H161V99L159 98V99H157L156 97H157V95H156V93H157V91H158V93H159V90H157L156 91V89L158 88V87ZM165 86H166V89H165ZM193 86H195V89H198V90H196V91H194V93H193V90L191 89V88H193ZM142 87V88H141ZM150 87H151V90H150ZM184 87V89L186 90V88H188V89H191L192 91H191V93L190 92H188V91H190V90H188V91H183V89L182 88ZM225 87L227 88V89H225ZM133 88V89H132ZM144 88V89H143ZM164 88V89H163ZM172 88H174L173 90H172ZM177 88H181V90H180V92L181 93H185L186 92V94L188 95V93H190L188 96H186L185 94L184 95H182L181 96V94H180V92H177V91H179V89H177ZM203 88V87H202ZM201 88V89H202ZM230 88V89H229ZM139 89V90H140ZM170 89V90H169ZM76 90H78V89H76ZM76 90H74V92H73V94H75V96H71L69 99V103L70 104H72L71 106H73L74 105V103L76 104V102H79V104H77L76 105V107L78 108V109H80V110H84V107H88V106H91V105H93V103L92 102H90V101H88L87 102V98H83V96H82V92H80L79 91V93H78V91H76ZM80 90V89H79ZM172 90V91H171ZM175 90V91H174ZM161 91H160V93H161ZM171 91V92H170ZM200 91V90H199ZM206 91V90H205ZM210 91H211V94H214V91H216L217 93H220L219 92V90L215 87V88H211L210 89ZM135 92V93H134ZM154 92H156V93H154ZM168 92V93H167ZM173 92H177V93H179V94H175V93H173ZM188 92V93H187ZM231 92H229L228 94H230ZM81 93V94H80ZM150 93V95H154L155 94V96H153V99H152V96L150 97L148 94ZM164 93V92H163ZM172 93V94H171ZM116 94H115V96H116ZM171 96H170V95ZM175 94V95H174ZM216 94V93H215ZM84 95V94H83ZM160 95V94H159ZM164 95H165V93H164ZM163 94H161L160 96H164ZM168 95H169V97H168ZM172 95H173V97H172ZM217 95V94H216ZM85 96V95H84ZM147 96V97H146ZM81 98V102L79 101V100H77L78 98ZM116 97V98H117ZM177 97V103H175L176 102V98ZM77 98V99H76ZM145 98V99H144ZM170 98H172V99H170ZM186 98V100H184ZM84 99H85V101H86V104H85V101H84ZM147 99H149V100H147ZM180 99H182V101L180 102ZM82 100H83V102H82ZM152 100V101H151ZM173 102H172V101ZM67 101H68V99H67ZM67 101H65L66 103H67ZM123 101L125 102L124 104V106H123ZM129 101V102H128ZM149 101V102H148ZM185 101V102H184ZM156 102V103H155ZM188 102L190 103V104H188ZM197 102H198V104H197ZM68 103V105H70ZM81 103V104H80ZM89 103V105H87ZM164 103V104H163ZM170 103V104H169ZM182 103V104H181ZM183 103H185L186 104V106L183 104ZM147 104V105H146ZM149 104V105H148ZM160 104V105H159ZM179 104H181V105H179V107H178V105ZM28 105V104H27ZM118 105V106H117ZM143 105V106H144ZM171 105V106H170ZM172 105H173V107H172ZM183 105H184V107H183ZM159 106V107H158ZM160 106H164V108H165V106H166V108L164 109V110H167V113H166V111H165V113H166V115L167 116H169L170 118H171V120H170V118L168 117V119H169V121L168 122H164V128H165V130H163L162 128V126L160 127V129H159V125H158V128L157 127H153V129L151 130L150 129V126L152 127L153 126V124H152V122L149 124V121L150 120H147L148 118L146 117V116H149L150 114H151V116L154 114L153 112H152V110H151V108L153 109V111L155 112V113H157V114H155L156 116L158 115V114H160V112L159 111H161L163 108L162 107H160ZM167 106L170 108H168L167 109ZM193 106H191V107H193ZM148 107H149V110H148ZM178 107V108H177ZM112 108H113V106H112ZM160 108V109H159ZM100 108L98 107L97 108V113H98V111H101V109L99 110ZM123 109V110H122ZM155 109V110H154ZM159 109V110H158ZM180 109V110H179ZM193 109V108H192ZM164 110L163 111H161V114L162 113H164ZM174 111V113L173 112H169V111ZM175 112H177V114L175 113ZM193 112V111H192ZM146 113H149L148 115H146ZM153 113V114H152ZM169 113H171V114H169ZM195 112H193V114H194ZM99 114H100V112H99ZM98 114V115H99ZM160 114V115H161ZM174 114V115H173ZM155 115L153 116V117H155ZM160 115H158V116H160ZM164 115V114H163ZM100 116H101V114H100ZM200 116H201V118H200ZM131 117V116H130ZM129 117V118H130ZM99 118V117H98ZM152 118V117H151ZM5 119H7V118H4V120ZM25 119V120H24ZM155 119H156V117H155ZM159 120V119H158ZM6 121V120H5ZM173 121V122H172ZM189 122V124H190V126L192 125V123H193V125L192 126H194V128L191 126V128H192V130H195L194 132H195V134L196 133H203L204 135H210V131H211V127H210V125H208V122L202 117V115L198 112V114H197V112L191 117H189V120H188ZM14 122V123H13ZM22 122V123H23ZM192 122V123H191ZM165 123H167V124H165ZM179 123L181 124V127H180V125H179ZM24 124V125H25ZM34 124V122L33 123H30L29 124V127L30 126H32ZM99 124H102V123H99ZM187 124V123H186ZM17 125V126H16ZM23 124H22V127L24 126ZM150 125V126H149ZM156 125V124H155ZM163 125V124H162ZM157 126V125H156ZM187 126H189L188 124H187ZM190 126H189V128H190ZM102 127V129H104V128H108V127H104L103 125L101 126ZM111 128V127H110ZM110 128H108V129H106V130H108L107 132H109L110 134H111V130L113 131L114 129H110ZM124 128V127H123ZM180 128V129H179ZM183 128V129H182ZM4 129V130H3ZM12 129H14V128H12ZM101 129V128H100ZM106 130H102V131H105L106 132ZM127 130V129H126ZM131 130V131H130ZM151 130V131H150ZM158 130H160V132L162 133V136H163V138L161 137V134L159 133V131ZM11 131H10V134H11ZM18 131V132H19ZM115 131V130H114ZM166 132V135H165V132ZM21 132V131H20ZM19 132V135H20V138H21V133ZM164 132V133H163ZM176 132V133H175ZM188 131H186V133H187ZM115 133V132H114ZM113 133V134H114ZM121 133V134H122ZM151 133V134H150ZM155 133H157L156 135H159L160 137H158V136H156L155 135ZM159 133V134H158ZM173 133H174V135H173ZM18 134V133H17ZM110 134H107V135H110ZM148 136H147V135ZM178 134V135H177ZM185 134V133H184ZM188 134H189V132H188ZM187 134V135H188ZM145 135H146V137H145ZM155 135V136H154ZM172 135V137L171 138H169V136H171ZM180 135V136H179ZM0 136H1V134H0ZM3 136V135H2ZM168 136V137H167ZM177 137L178 139H176L175 137ZM183 136V137H182ZM23 137H25L24 135H23ZM112 137V136H111ZM110 137V138H111ZM152 137V138H151ZM158 139H157V138ZM164 137H165V140H164ZM166 137L168 138V139H166ZM175 139H174V138ZM180 137V138H179ZM90 140H89V139ZM109 138V139H110ZM114 138V137H113ZM145 138V139H144ZM151 138V139H150ZM10 139V138H9ZM108 139V140H109ZM141 139H142V141L143 142H138V140L139 141H141ZM156 139V140H155ZM160 139H162L163 141L161 142V140ZM171 139V140H170ZM108 140H107V142H108ZM155 140V141H154ZM183 140V141H184ZM18 140L17 139H15V143L17 142ZM145 141H147V142H145ZM157 141L159 142V145L161 144V148L157 145L158 143H157ZM165 141V142H164ZM6 142H8V140L6 141ZM151 143V145L152 144H155V142L157 143L156 145H157V147L155 146V145H153L152 146V148H151V146H149L148 145V143ZM182 142V141H181ZM12 143V145H10ZM137 143H138V145H137ZM149 143V144H150ZM90 144H92L91 146H90ZM116 144V143H115ZM115 144H114V147L115 148H117L116 146H115ZM144 144H146V145H144ZM183 144V143H182ZM7 145V144H6ZM143 145V146H142ZM149 147H148V146ZM163 145V146H162ZM180 145V144H179ZM137 146V147H136ZM169 146H170V144H169ZM173 146V145H172ZM171 146V147H172ZM181 146V145H180ZM151 148L150 150H153V152H154V154H153V152L152 151H150L148 148ZM157 149H156V148ZM174 147V146H173ZM14 148L16 149V150H14ZM108 148V149H107ZM147 148V149H146ZM201 148V147H200ZM200 148L199 147H196V149L194 148V150L193 151H195V152H198L199 153V151H200ZM173 149V148H172ZM171 149V150H172ZM25 150V149H24ZM33 150V151H32ZM148 152H147V151ZM155 150V151H154ZM165 150H167V148L165 149ZM164 149L162 150V151H165ZM36 151V150H35ZM112 151V150H111ZM153 154H151L150 152ZM168 151H170V148H169V150ZM191 151V155H192V150H190ZM202 151V150H201ZM108 152V153H107ZM172 152V151H171ZM194 152V153H195ZM36 154H37V152H35ZM52 153H54V154H52ZM85 153V154H84ZM107 153V154H106ZM118 153V152H117ZM168 153V152H167ZM194 153H193V155H194ZM27 154V155H26ZM112 155V158L114 157V158H117V159H119V162H120V159L122 158V159H125V161H123V164L127 161V162H129V161H131V163H132V161L133 162H135L134 164L136 165V167H135V165H134V168H136V175L137 176H139L140 175V177H138L139 179H141V178H145V179H142V181H144V182H142L141 184L143 185L146 181H148L149 180V177L151 178V176H152V178L153 177H155V180H154V182H153V179H152V181L150 180V181H148V183H146L145 184V186H142V185H140V190H135V191H131L130 190V192H129V190H127V189H120V188H122V187H118V184L116 183L117 182V180H116V175H118V177L119 178H123V176H124V173H125V169H126V167L124 168V170H123V168H122V162H120V164L118 165H116V163L118 162L117 161V159L116 160H114V159H112L111 158V155ZM139 154V155H138ZM161 154V153H160ZM165 154H166V152H165ZM197 154V153H196ZM200 154H201V152H200ZM199 154V155H200ZM60 155V156H59ZM63 155V156H62ZM153 156V158L151 157L150 158V156ZM164 154H162V156H163ZM168 155V154H167ZM199 155H198V158H199ZM31 156H32V158H31ZM59 156V157H58ZM62 156V157H61ZM160 156V155H159ZM162 156H160V157H162ZM166 156V155H165ZM196 156V155H195ZM76 157V156H75ZM86 157H87V159H86ZM197 157V156H196ZM10 158L12 159V161L10 160ZM30 158V159H29ZM61 158V159H60ZM63 158V159H62ZM99 158V159H98ZM103 158V157H102ZM131 158H132V160H131ZM179 158H181V160L182 161H185V162H189L188 160L186 161V158L184 157V156H180ZM35 161H33V160ZM68 159H70V160H68ZM109 159H112V161H108ZM152 159H153V161H152ZM2 160H0V162H2ZM76 160V161H75ZM82 160V161H81ZM102 159H100V161H101ZM114 160V161H113ZM181 160L179 159L178 160V158H177V160H176V163H178V164H180V165H182L183 164V162L181 163ZM5 161H6V159H5ZM30 161V162H29ZM32 161V162H31ZM81 161V162H80ZM117 161V162H116ZM122 161V160H121ZM150 161H152L151 163H150ZM57 162V163H58ZM85 162V163H84ZM161 162V161H160ZM4 164H6V162H3ZM28 163H30V164H28ZM74 163H76V167L74 166ZM83 163H84V165H83ZM130 162H129V164H131ZM12 165V166H10L9 167V165ZM28 164V165H27ZM33 164V166L31 167V165ZM60 163H59V165L60 166H62ZM71 164V163H70ZM133 164V163H132ZM148 164V165H147ZM150 164H151V166H150ZM87 165V166H86ZM98 165V166H97ZM176 165V164H175ZM180 165H179V167H180ZM184 165V164H183ZM182 165V166H183ZM31 168H30V167ZM39 166H37V167H39ZM84 166H86V167H84ZM124 166H126V163H125V165H123V167ZM127 166H128V163H127ZM132 166V165H131ZM1 167V166H0ZM9 167V168H8ZM29 167V168H28ZM118 167L119 168H122V170H123V174H122V172L121 171H119V170H121V169H118ZM133 167V166H132ZM147 167V168H146ZM151 167V168H150ZM178 167V166H177ZM204 167H206V165L204 166ZM203 167V168H204ZM4 168V167H3ZM27 168V169H26ZM50 167H48V169H49ZM64 168V169H63ZM70 168V169H69ZM80 168H78L79 169V171L78 172H82V171H80ZM88 170H87V169ZM118 170H117V169ZM143 168V169H142ZM186 168V167H185ZM188 168H190V167H188ZM188 168H187V170H188ZM1 170H2V168H0ZM8 169V170H7ZM12 169V170H11ZM35 169H37V168H35ZM42 169V168H41ZM73 169H72V171H73ZM77 169V168H76ZM76 169L74 170V171H76ZM77 169V170H78ZM115 169H116V174H114L115 173ZM0 170V171H1ZM28 170V171H27ZM50 170H52V168H50ZM112 170V172H110ZM139 170V171H138ZM161 169H159V171H160ZM25 171H26V173H25ZM96 171H98V172H96ZM150 171L152 172V174L150 173ZM158 171V172H159ZM195 171V172H194ZM205 171V170H204ZM34 172V173H33ZM39 172H40V170L37 172L38 174H39ZM82 172V173H83ZM108 172V173H107ZM140 172V173H139ZM168 172V171H167ZM172 172V171H171ZM24 173V174H23ZM45 173V174H46ZM51 173V174H50ZM146 174V175H149L147 178H146V176L144 175L143 176V174ZM170 173V172H169ZM15 174V175H14ZM32 174V175H31ZM50 174V175H49ZM178 174V175H177ZM202 174H204V176H202ZM13 175L15 176L14 178H13ZM21 175H24L23 177L21 176ZM55 175V176H54ZM107 175H110L111 177H112V175H114V176H116V177H112L113 179V181L111 180V177L110 176H108L107 177ZM142 175V176H141ZM175 175H177V177L178 178H176L175 177ZM201 175V176H200ZM17 176V177H16ZM28 176H32V178L34 179V183H35V181H36V179H38L37 181H39V182H41V183H38V184H34L33 182H30L29 180L31 179V177H29L28 178V180H27V177ZM121 176V177H120ZM182 176H185V174L183 173L182 174ZM182 176H180V178L182 179V178H184V177H182ZM196 176V177H195ZM197 176H200V177H197ZM22 179H21V178ZM26 177V182H25V178ZM36 177V178H35ZM43 177H44V175H43ZM66 177V176H65ZM103 177V178H102ZM117 177V178H118ZM194 177V178H193ZM52 178V179H51ZM60 178V179H59ZM108 178V179H107ZM162 178H163V180H162ZM193 178V179H192ZM197 178V179H196ZM200 178V179H199ZM21 181H20V180ZM53 179H54V181H53ZM104 179V180H103ZM111 181H110V180ZM159 179V178H158ZM169 179V178H168ZM195 179V180H194ZM20 182H19V181ZM103 180V181H102ZM28 181L30 182L29 184H28ZM36 181V182H37ZM109 181V182H108ZM115 181V182H114ZM174 181H176L177 183H174ZM209 181V182H208ZM5 182V183H4ZM7 182H8V186L9 187H5V186H7ZM11 182V183H10ZM15 182V183H14ZM19 182V183H18ZM105 182H107L108 184H105ZM151 182V183H150ZM170 182H171V184H170ZM181 182V183H180ZM209 184H208V183ZM4 183V184H3ZM24 183H25V185H24ZM31 183H33L32 184V186L30 187V189L31 188H33V190L34 191H32L31 192V190H29L28 191V195L27 194H25L24 192H22V191H25L26 192V190H23V188H22V184H23V186H27V185H31ZM61 183H62V186H61ZM109 183H111V184H109ZM205 183H207L208 185H212V187L214 188L213 190H217L218 192H219V196H217L218 195V193H217V195H206V193H205V195L204 194H202L201 192H199V193H201L203 196H201L199 193V196H198V194L197 195H195V196H197V197H200L199 199L197 198V197H195L194 196V194H196L197 193V191H198V189H200L201 187L200 186H203ZM211 183V184H210ZM12 184V185H11ZM151 184V186H149ZM206 184V185H207ZM214 184H216V185H214ZM106 185V186H105ZM110 185V186H109ZM12 186V187H11ZM58 186H60L59 188H58ZM65 186V185H64ZM97 186V185H96ZM115 186H117V188L115 187ZM149 186V187H148ZM236 186V189L234 188ZM200 187V188H199ZM205 187V186H204ZM211 187V188H212ZM108 188H107V190H108ZM203 188V187H202ZM206 188V187H205ZM221 188V189H220ZM222 188H224V189H226V190H223ZM238 188H239V191H238ZM4 189H6V191L4 190ZM24 189H28V188H24ZM60 189H61V191H60ZM143 189V190H142ZM196 189H197V191H196ZM227 189H228V191H227ZM127 190V191H126ZM203 190V189H202ZM210 190V189H209ZM212 190V189H211ZM237 190V191H236ZM109 191H111V190H109ZM122 191H123V193H122ZM136 191L138 192V194L136 193ZM224 191V192H223ZM39 192V193H38ZM62 192V193H61ZM135 192V193H134ZM196 192V193H195ZM209 191H207V193H208ZM221 192V193H220ZM30 193V194H29ZM118 193V194H117ZM120 193V194H119ZM126 193H127V195H126ZM211 193H214V191H212ZM216 193H214V194H216ZM20 194H23V195H20ZM33 194H34V196H33ZM91 194H93L94 196H95V198L93 197V195H92V199L93 200H89L90 198L89 197H87V196H90ZM117 194V195H116ZM123 194V195H122ZM132 194L134 195V196H132ZM136 194V195H135ZM234 194H237L236 196H234ZM240 194V195H239ZM40 195H46L47 197H41L40 198ZM84 195V196H85ZM120 195H121V197H120ZM221 195V196H220ZM243 195V196H242ZM132 196V197H131ZM193 196H194V198H195V200H194V198H193ZM241 196V197H240ZM37 197V198H36ZM38 197L42 200V199H44V200H42L41 202H39L40 201V199H38ZM48 197H50V198H48ZM51 197H53L52 199H53V201H52V199H51ZM59 197V198H58ZM61 197V198H60ZM62 197H63V199H62ZM91 197V196H90ZM111 197V202H110V200H109V198ZM135 197V198H134ZM34 198H36L35 200H34ZM46 198V199H45ZM66 200H65V199ZM119 198H121L120 200H119ZM137 198V199H136ZM190 198V199H189ZM238 198V199H237ZM53 202H51L50 200ZM57 199V200H56ZM61 199V200H60ZM105 201H104V200ZM113 199H115L116 201H114L113 202ZM140 199V200H139ZM182 199V200H181ZM184 199V200H183ZM187 199L191 202H189V201H187ZM196 199H198V200H196ZM237 199V200H236ZM31 200V201H30ZM32 200L34 201V203H35V201L37 202V200H38V203H35L34 204V206H32L33 205V202H32ZM64 202H63V201ZM109 200V201H108ZM172 200V202H171V204H174L172 207H171V205H170V201ZM174 200V201H173ZM180 200V201H179ZM236 200V201H235ZM60 201H62V202H60ZM69 201V202H68ZM71 201V202H70ZM84 201V202H83ZM185 201H187V202H189L190 204H188L187 202H185V203H187V204H184V202ZM236 202V204H234L235 202ZM243 201V202H242ZM50 202V203H49ZM69 203L68 204V206H67V203ZM102 202V203H101ZM139 202H142V203H139ZM176 202H177V204H176ZM179 202H180V204H179ZM240 202V203H239ZM39 203H41V204H39ZM66 205H65V204ZM82 203H83V205H82ZM94 203V204H93ZM111 203H112V205H111ZM119 203V204H118ZM239 203V204H238ZM30 204H31V206H30ZM48 204H46V205H48ZM50 204H51V207H50ZM85 204V205H84ZM113 204H114V207H113ZM170 205V207L168 208V206ZM65 205V206H64ZM93 206V209L95 210V211H90L89 209H88V212L89 213H86V215H84V213H85V208L84 207H86V209H87V207L88 206ZM94 205H96V206H94ZM190 205V206H189ZM62 206H64L65 208L63 209V207ZM80 206H82V207H80ZM109 206V207H108ZM207 206V207H206ZM27 207H30V208H27ZM44 207V206H43ZM46 208H47V206H45ZM77 207H79V212H78V210L77 211H75L74 209H78ZM141 207V208H140ZM21 208L23 209V210H21ZM34 208H36V207H34ZM89 208H91V207H89ZM96 208V209H95ZM170 210L171 209V211H169L168 209ZM6 209V210H5ZM27 209H29L28 211H27ZM92 209V208H91ZM92 209V210H93ZM19 210H21L20 212H19ZM25 210H26V212H25ZM39 210V209H38ZM16 211H17V213H16ZM23 211V212H22ZM47 211V210H46ZM58 211H60V212H58ZM73 211V212H72ZM97 211V212H96ZM22 212V213H21ZM62 212H65V213H62ZM75 212H77L76 214H79L80 212H82L83 213V215L81 216V217H83V218H77V219H73V221L74 220H77V222H79L78 224H76V222L74 223V224H72L73 223V221H72V218L71 217H73V215L72 214H74ZM4 213V214H3ZM21 213V214H20ZM48 213V214H47ZM8 214V215H7ZM16 214H17V216H16ZM51 214V215H50ZM68 214V215H69ZM88 214V215H87ZM91 214V215H90ZM19 215V216H18ZM48 215H50V216H48ZM142 215V216H141ZM4 216H5V218H4ZM88 216V217H87ZM90 216V217H89ZM92 216V217H91ZM138 216V217H137ZM162 216H165V217H163L162 218ZM65 217V218H64ZM68 217V216H67ZM76 217H78V216H76ZM85 217V218H84ZM9 218V219H8ZM16 218V219H15ZM57 218V217H56ZM86 218H88V220H86ZM97 218V219H96ZM50 219V218H49ZM82 219H84V220H82ZM6 220H7V222H6ZM17 220V221H16ZM52 220V219H51ZM103 221V223H102V221ZM2 221H4L5 223L4 224H2ZM9 221V222H8ZM71 222V223H70ZM11 223H13V224H11ZM61 223V222H60ZM87 223V225H85ZM69 224H72V226H73V228H72V226L71 225H69ZM79 224H80V226H82V228H79L80 226H79ZM84 224V225H83ZM75 225H78V227L77 226H75ZM1 226H0V233H2L3 235H2V237L3 236H5L4 235V232L2 231V229H1ZM69 227H71V228H69ZM4 228H6V227H4ZM56 229H57V227H56ZM60 229V230H59ZM76 230L77 229V232L76 231H74V230ZM6 230V231H5ZM4 231L5 232H7V229H5ZM21 231H22V228L20 229ZM19 230V233H21V231ZM55 230V229H54ZM53 230V231H54ZM77 233L78 235H74V233ZM82 232V233H81ZM23 233H25V232H23ZM70 233V234H69ZM6 234V233H5ZM80 234H83L82 236V240H81V236H80ZM21 235V234H20ZM56 235V236H55ZM70 235V236H69ZM73 235V236H72ZM239 235V236H238ZM0 236H1V234H0ZM58 236V237H57ZM75 236V237H74ZM72 237H74L73 239H72ZM1 238V237H0ZM211 238H212V240H211ZM57 239V240H56ZM72 239V240H71ZM66 240V241H65ZM65 241V244L63 243ZM50 244H49V243ZM68 242H72L71 243V248H70V250H67V249H69V246L70 245H68V246H66V243H68ZM78 242V243H77ZM58 243V244H57ZM52 244V245H51ZM70 244V243H69ZM80 244V245H79ZM76 245V246H75ZM50 246V247H49ZM65 246V247H64ZM39 247V246H38ZM168 247V248H167ZM65 248H66V250H65ZM218 248V249H217ZM243 248V249H242ZM0 264L3 262L4 264H7L6 262H8L7 260H8V258L9 257H11L10 256V254H9V256H7L8 254H6V256H5V254H4V252H2V248L0 247ZM52 249V250H51ZM57 249V251H55ZM174 249V250H173ZM165 250V251H164ZM219 250V251H218ZM42 251H43V253H42ZM53 251V252H52ZM49 252V253H48ZM52 252V254L51 255H53L52 257H53V259L50 257L51 255H50V253ZM243 252V253H242ZM42 253V254H41ZM156 254H158V255H156ZM3 255V258H7V259H5V261H4V259L1 257ZM45 255V256H44ZM48 255H50V256H48ZM47 256H48V259H47ZM171 257V259H170V257ZM14 258H15V256H14ZM17 258V257H16ZM15 258V259H16ZM168 258V259H167ZM14 259V260H15ZM46 259V260H45ZM18 260V259H17ZM16 260V261H17ZM41 260H40V262H41ZM48 260V262H45V261H47ZM174 261V263H172ZM239 261H241V262H239ZM245 261V262H244ZM9 262H11V261H9ZM39 262V264H41ZM169 262V263H168ZM2 263V264H3ZM17 263V262H16ZM16 263H14V264H16ZM13 264V263H12Z\"/></svg>",
  "mask_w": 264,
  "mask_h": 264
}]
</instances>
